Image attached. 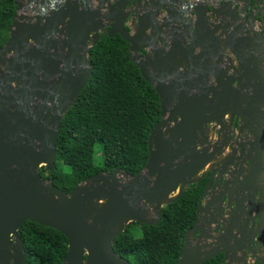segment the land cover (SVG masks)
<instances>
[{"label":"water","instance_id":"95a60500","mask_svg":"<svg viewBox=\"0 0 264 264\" xmlns=\"http://www.w3.org/2000/svg\"><path fill=\"white\" fill-rule=\"evenodd\" d=\"M40 5L31 21L14 18L0 48V264L27 263L19 229L28 220L67 237L63 264H132L115 238L131 221L157 224L164 205L205 178L177 264L219 253L249 264L241 251L251 249L245 230L257 201L264 214V0ZM102 31L129 42L161 98V120L140 173L102 170L66 193L39 169L56 167L60 123L92 76L89 50Z\"/></svg>","mask_w":264,"mask_h":264},{"label":"trees","instance_id":"16d2710c","mask_svg":"<svg viewBox=\"0 0 264 264\" xmlns=\"http://www.w3.org/2000/svg\"><path fill=\"white\" fill-rule=\"evenodd\" d=\"M17 12V0H0V48L10 38ZM89 60L92 76L60 123L56 167H43L66 193L102 170L140 173L150 155L149 136L161 120V98L130 59V44L120 34L104 32L90 47ZM113 156L115 165H108ZM206 181L187 186L180 198L164 205L157 224L137 222L138 230L128 225L114 240L115 252L132 264H177L186 233L198 220ZM19 233L28 251L26 264H63L69 248L63 233L30 220ZM203 264H226L224 254Z\"/></svg>","mask_w":264,"mask_h":264},{"label":"flooded vegetation","instance_id":"af4514ba","mask_svg":"<svg viewBox=\"0 0 264 264\" xmlns=\"http://www.w3.org/2000/svg\"><path fill=\"white\" fill-rule=\"evenodd\" d=\"M257 194L256 199L258 200L261 193L258 192ZM255 206L250 217V223L245 230L247 241L250 242L251 249L250 251H241V261H248L249 264H264V214L262 216L260 214L262 206L258 201ZM242 230L244 231L243 220H241V231ZM253 251L255 254L252 253ZM241 264H243V262H241Z\"/></svg>","mask_w":264,"mask_h":264},{"label":"rangeland","instance_id":"374dc122","mask_svg":"<svg viewBox=\"0 0 264 264\" xmlns=\"http://www.w3.org/2000/svg\"><path fill=\"white\" fill-rule=\"evenodd\" d=\"M17 1H18V12H17V15L18 16H22V15L27 16L28 19H26L25 21H31L34 18V16H36L37 11L40 9V6H41L40 3L42 2V0H17ZM96 4H97V2H95L94 5L96 6ZM106 8L104 10H106ZM17 18L20 19L19 17H17ZM61 39H62V37L56 36V43H55V47L56 48H59V45L57 43H59L61 41ZM56 48L53 49V52H57V49ZM59 51L60 50L58 49V52ZM55 58H56L57 61H60L61 60L59 57H56L55 56ZM51 79H53V78H51ZM43 81H45V80H43ZM231 135L235 139L236 138V135H237V132H235V134L233 133ZM114 153H115V151H114ZM107 164L108 165H115V157L113 156L112 159L111 158L108 159L107 160ZM43 167L44 166H42L39 169V174L41 175L42 178H44L46 180V182L50 183L51 180L46 177L47 172H46V170ZM128 225L130 227H132L133 229H135V230H138L139 229V225L135 221H131Z\"/></svg>","mask_w":264,"mask_h":264},{"label":"crops","instance_id":"0c3cea01","mask_svg":"<svg viewBox=\"0 0 264 264\" xmlns=\"http://www.w3.org/2000/svg\"><path fill=\"white\" fill-rule=\"evenodd\" d=\"M258 25H259V22H257L256 26H258ZM213 228H215V225H212V226L210 227V229H213Z\"/></svg>","mask_w":264,"mask_h":264},{"label":"clouds","instance_id":"9594fccd","mask_svg":"<svg viewBox=\"0 0 264 264\" xmlns=\"http://www.w3.org/2000/svg\"><path fill=\"white\" fill-rule=\"evenodd\" d=\"M104 33V32H103Z\"/></svg>","mask_w":264,"mask_h":264}]
</instances>
